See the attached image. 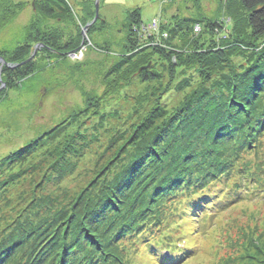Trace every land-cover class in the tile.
Listing matches in <instances>:
<instances>
[{
	"label": "trees",
	"instance_id": "obj_1",
	"mask_svg": "<svg viewBox=\"0 0 264 264\" xmlns=\"http://www.w3.org/2000/svg\"><path fill=\"white\" fill-rule=\"evenodd\" d=\"M191 1L199 6V0ZM219 2L221 8L212 19L199 10L171 16L160 26L167 38L159 39L157 45L143 43L131 31L141 20V8L126 11L121 20L119 58L116 55L110 66L113 74L126 69L129 73L123 80L106 82V89L101 80V92L82 93L85 100L81 109H76L78 117L73 118L77 121L88 111L85 120L104 141H96L99 144L94 150L90 145H78L79 152L91 153L93 160L88 163L96 169L90 174V189L67 208L45 211L42 216L40 206L51 201L41 197L34 209L27 207L23 214L18 211L28 201L22 196L11 208L10 199L36 169L29 166L24 175L9 173L21 183L10 186V194L3 199L4 206L8 203L7 214L16 212V218L10 219L7 231L0 232V264H130L123 252L127 241L136 250L143 248L156 263L179 264L192 249L188 234L183 232V219L204 225L213 212L231 202L264 195V182L254 183L252 170L235 165L238 153L249 145L255 147L251 144L256 143L261 131L264 135V0ZM83 4L90 15L79 16L81 23L66 0L34 1L25 38L15 48L0 49L4 60L0 76L6 86L0 101L10 89L19 88L38 98L39 85H49L50 76L54 83L53 76L62 67L82 66L71 63L68 53L80 44V25L93 17V0ZM24 5L0 0V29ZM61 9L66 10V16ZM197 26L199 31H193ZM215 28L224 34H217ZM34 43L41 44V54L36 52L31 61L13 67L30 56ZM127 92L131 98L125 96ZM117 94L124 102L132 99L141 110L144 104L151 105L131 131L132 118L139 112L130 107L128 123L121 122L118 115L126 103L116 107L109 104ZM98 102L99 113L108 109L115 113L92 115L89 108L94 109ZM62 119L64 123L72 120L70 116ZM109 120L117 121L114 130L107 125ZM50 132L48 141H52ZM36 141L27 140L0 158V166L9 164V169L15 162L26 160ZM74 142L68 140L51 162L48 180L59 173L62 181L73 173L77 163L70 160L68 152L77 151ZM52 145L47 144L49 153ZM29 193L30 200L35 194Z\"/></svg>",
	"mask_w": 264,
	"mask_h": 264
},
{
	"label": "rangeland",
	"instance_id": "obj_2",
	"mask_svg": "<svg viewBox=\"0 0 264 264\" xmlns=\"http://www.w3.org/2000/svg\"><path fill=\"white\" fill-rule=\"evenodd\" d=\"M14 1L24 2L25 5L17 16L9 19L0 29V49L7 50L15 48L22 42L25 38V26L28 24L33 14L32 7L35 0ZM66 1L72 5L74 11L72 14L78 16L77 22L81 21L82 23L79 16L83 18L90 15V9L83 4L84 0ZM94 1L95 0H93L92 8L93 17L95 14ZM184 1L99 0L98 18L92 21V17L88 23L92 21L90 24L91 26L93 23L97 22L93 24L94 26H89L90 28L88 27L86 30H84L83 27L87 22L85 25H80V28L78 27L82 33L80 44L76 50L68 53L71 63H82L80 68L76 67V64H72L75 70L70 67H62L56 72L57 74L53 76L55 80L54 83L49 80L51 78L50 76L48 78L50 82L49 85H39L38 90L40 91V96H38V98L35 96L36 94L34 95L32 92L21 91V88L18 90L10 89L6 95L7 97H1L0 158L2 159L6 157L9 152L19 149L27 140L34 138L37 139V141L30 150L32 154H30L26 160L15 162L9 169H7L9 164L3 167L0 166V214L6 209L0 216V232L3 230L7 231L10 228V219L14 217L16 213L7 214L8 203L5 206L3 204L5 203L3 201L4 197H8V194H10V186H16L21 183V181H14L16 177L11 178V176L8 175L11 172H13L11 175H24L28 171L26 169L27 167L34 166L33 168L36 169L33 177L22 182L23 185L20 192L17 194L13 192L10 199L9 206L11 208L16 205L17 201L20 200L22 196V200L28 201L26 207H22L18 211L23 214L27 211V207L34 209L41 197L51 201L49 205L45 204L40 206V208L43 209H40V212L42 216H45V211L49 212L56 208H67L78 195H81L84 191H89V181L93 177L92 175L91 177L90 174H92L91 171L94 172L96 169L94 168L92 170V166L88 163L92 159L91 153H85L84 150L79 152L78 145L80 147L90 145L89 149L91 148V150H94L100 142L104 141H101L100 136L95 131H92L94 125H91L90 121L85 120L89 117L88 111L84 113V116L81 115L77 121H74L79 115L76 109L78 107L81 109L85 100L82 93L85 91L90 93L101 92V80L103 87L106 89L108 87L106 82L116 79L123 80V77L126 78V74L129 73V69H126L123 73H120L121 75L118 72L113 74L114 72H111L112 68L110 66V63L115 59L114 57H116V55L117 58H119L118 53L120 47L118 46L121 43V37L123 35L121 20L128 9L134 7L141 8V20L132 26L131 31L143 40V43L149 42L156 44L157 41L158 43L160 42L159 39L167 38V34L166 36L163 34L164 31L160 29V26L164 22H169L171 16L179 14V17H182V14L188 15L189 13L192 14V12L195 13L196 10H199L200 13H204L208 16L211 15L209 18L212 19V16L218 14V9L221 8L219 5L222 3L219 2L220 0H199V6L195 7L191 0ZM39 8H42V6ZM61 10L62 12L60 13L66 16V10ZM153 21L157 22L155 28L150 27ZM93 27L94 29L89 31V29L91 30ZM215 30L217 34H224L222 32H217L216 28ZM193 31H199V27L197 26ZM34 44L31 54L35 46L40 43ZM39 48H41V44L36 50V52L41 54ZM120 57L123 56L121 55ZM27 59L20 63L24 61V63H26L33 58L26 61ZM20 63L18 64H24ZM2 64H4V62H0V67ZM15 65L16 64H12L13 67H15ZM120 68L123 69L124 66ZM130 71L132 72L131 69ZM103 73L104 77L101 76ZM5 87V82L0 76V92L3 91ZM125 89L123 88L122 90L125 91ZM125 96L131 98L129 92H127ZM111 99L112 102L109 101L110 103H108L114 107H116L118 103L121 106L126 103V105L122 107L123 111L120 112V116L118 115L121 122L127 121L128 123L130 117L127 113H129L131 109H134L133 112H139L135 118H132L134 122L131 124L129 131H131V127H135L134 125L144 119L147 110L151 106L145 102L146 104H144L141 110L139 104L133 102L132 99H128V103L124 102V98L120 94L113 95ZM261 101L264 103V96ZM101 104L103 106L104 102ZM99 105L98 102L97 104L95 103L94 109L89 108V111H92V115L101 114L105 116L106 113H108L111 116L115 113V111L111 109H108L107 112L99 113L96 109ZM64 116H70L72 120L64 123L62 119ZM109 122L110 124L108 123L107 125L110 126L111 129L113 128V130L118 126L116 120H109ZM84 126L91 127L85 132L83 130ZM104 128H107V126H104ZM45 130H47L46 133H44ZM50 131H54V133ZM49 132L53 134L52 141H48L50 135L47 136V134ZM262 132L263 131H261V133ZM260 134L256 137V140H254L256 143L251 144V146L255 144V147H250L249 145L246 149L238 153L235 164L238 167L244 166L252 170L253 173L251 176L256 184L264 182V135ZM122 137L124 139V135H122ZM71 139L75 141L74 146L77 151H72V153L68 152V156L75 165L77 163V167H75L70 176L62 181H60L59 177H61V175L59 173L54 175V178L48 180L47 177L52 175V171L48 170L50 165L57 156L61 154L62 146ZM86 141L88 142L86 143ZM96 141L99 143H96ZM47 144H53L51 146V153H49L47 149ZM103 147L104 146H100L99 149ZM35 158L36 160L33 164ZM104 164L101 163V165ZM57 179H59V182ZM256 184L254 185L257 186ZM7 185L8 187L6 190ZM262 186L264 187V184ZM250 187L254 188L252 185H250ZM29 191H31V194H35L30 200L28 196V194H30ZM26 196H28V198H25ZM205 222L204 225L199 226L188 218L183 219V232L188 234L186 237L192 245V249L191 253L179 264H264V195L260 197L250 195L247 200L231 202L227 207L213 212ZM129 243L130 241L124 243L123 252L126 253L127 258L129 257L130 264H162L154 262L143 248L140 250L137 248L136 250Z\"/></svg>",
	"mask_w": 264,
	"mask_h": 264
},
{
	"label": "water",
	"instance_id": "obj_3",
	"mask_svg": "<svg viewBox=\"0 0 264 264\" xmlns=\"http://www.w3.org/2000/svg\"><path fill=\"white\" fill-rule=\"evenodd\" d=\"M98 1H99V0H95V1H94V5H95V14H94V17H93V20H92V21H95V20L98 18ZM92 21H91V22H92ZM91 22L87 23V24L83 27V29L86 30V29L90 26ZM81 34H82V33H81ZM38 47H40V44H37V45L35 46L33 53L31 54V56H30L26 61H28V60H30V59H32V58L34 57V55H35L36 50H37ZM0 62H4V61L0 58ZM24 62H25V61H24ZM24 62H22V63H24ZM22 63H20V64H22ZM16 65H19V64H16ZM16 65H15V66H16Z\"/></svg>",
	"mask_w": 264,
	"mask_h": 264
},
{
	"label": "built area",
	"instance_id": "obj_4",
	"mask_svg": "<svg viewBox=\"0 0 264 264\" xmlns=\"http://www.w3.org/2000/svg\"><path fill=\"white\" fill-rule=\"evenodd\" d=\"M156 25H157V22H156V21H153V22L150 24V27L155 28ZM164 35H165V34H164Z\"/></svg>",
	"mask_w": 264,
	"mask_h": 264
}]
</instances>
